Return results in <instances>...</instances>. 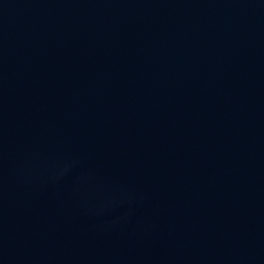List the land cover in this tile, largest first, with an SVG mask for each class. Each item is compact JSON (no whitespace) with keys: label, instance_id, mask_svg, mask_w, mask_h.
<instances>
[{"label":"water","instance_id":"1","mask_svg":"<svg viewBox=\"0 0 264 264\" xmlns=\"http://www.w3.org/2000/svg\"><path fill=\"white\" fill-rule=\"evenodd\" d=\"M0 264H264V0H0Z\"/></svg>","mask_w":264,"mask_h":264}]
</instances>
